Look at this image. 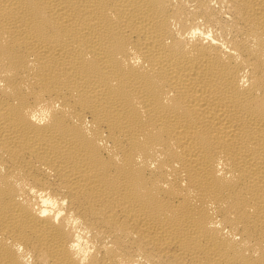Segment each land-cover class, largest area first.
Wrapping results in <instances>:
<instances>
[{
    "label": "bare ground",
    "instance_id": "bare-ground-1",
    "mask_svg": "<svg viewBox=\"0 0 264 264\" xmlns=\"http://www.w3.org/2000/svg\"><path fill=\"white\" fill-rule=\"evenodd\" d=\"M0 166V264H264V0H0Z\"/></svg>",
    "mask_w": 264,
    "mask_h": 264
},
{
    "label": "clouds",
    "instance_id": "clouds-1",
    "mask_svg": "<svg viewBox=\"0 0 264 264\" xmlns=\"http://www.w3.org/2000/svg\"><path fill=\"white\" fill-rule=\"evenodd\" d=\"M197 34L203 36L205 40L212 39V32L209 30L208 32L202 31L199 27L192 28L189 35L196 36ZM213 43H219V41L213 40ZM135 63H139V57H137L134 61ZM56 107H59L57 104ZM49 109H42L41 114H37L36 112L32 113L31 119L38 123H45L49 117ZM2 167V166H0ZM29 188V192L31 195V202L33 204V210L41 217L52 216L53 221L55 223H59L61 217L65 215V208L63 207L68 203L67 198L58 199L53 196L48 189H38L35 186H27ZM38 198V203L36 202ZM18 199H26L25 197H18ZM69 222L73 225L81 224V220L79 217H74L72 213L68 214ZM87 233V229L83 227L76 228V239L75 241L69 245L71 249L75 250V256L80 259V264H86L89 260L92 253L95 251V244L91 243L88 239L85 238V234Z\"/></svg>",
    "mask_w": 264,
    "mask_h": 264
}]
</instances>
